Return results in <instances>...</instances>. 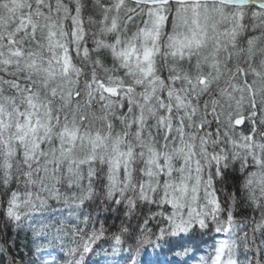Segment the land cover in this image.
<instances>
[{"label":"snow or ice","instance_id":"obj_1","mask_svg":"<svg viewBox=\"0 0 264 264\" xmlns=\"http://www.w3.org/2000/svg\"><path fill=\"white\" fill-rule=\"evenodd\" d=\"M0 209V264H102L113 212L159 264H264V0H0Z\"/></svg>","mask_w":264,"mask_h":264},{"label":"trees","instance_id":"obj_2","mask_svg":"<svg viewBox=\"0 0 264 264\" xmlns=\"http://www.w3.org/2000/svg\"><path fill=\"white\" fill-rule=\"evenodd\" d=\"M231 180L227 181L225 184V191L219 193L221 196V199H223L224 195L226 194L227 190L231 189ZM0 213H2V209H0ZM101 217H110L106 221L101 219L97 222L96 227L99 228L100 224L103 223L104 227L106 229V240L101 241L102 249L98 250V253L96 256H93L92 259H100L102 264H129L128 262V256L130 252H137V259L142 261V264H159V262H163L165 260H172L174 253L169 254H160V248L156 244L155 237H151L148 240H145V237L141 234L137 235L135 242H130L126 238L124 239L123 243L121 245H116L115 241L112 239L113 234L119 233L120 227H121V221L125 218L119 214V213H100ZM252 215L250 210H243L238 211L235 214L236 223L240 225H244L247 218H249ZM225 217H221L223 220ZM258 218V214H257ZM133 225H135V221H133ZM153 226L154 225H150ZM248 227H251L249 224ZM249 235L251 233L249 232ZM213 237H215V240L218 242L222 239H228V235H225L223 233L217 234L214 231H212L208 236L203 237L206 241H212ZM4 239H9V242L13 239L17 240V243L24 244L25 238L24 235L21 234L18 238L15 234V230L6 228L4 226V220L2 214H0V243L3 242ZM35 240V243L32 244V256L34 259H36L37 264H66V261L68 257L64 256L61 252L60 244L57 242L55 244H50L47 241L41 240L39 238H33ZM141 241H144V243H140ZM213 244L209 243L207 245H204L203 250L199 253H196V259H190L188 261V264H200V257L206 256L209 254L213 249ZM117 248L119 249V252L117 254H113L112 249ZM39 249V250H37ZM66 251V248H65ZM21 252L25 253V259L27 260V250L21 248ZM244 253L243 249H241V254L238 257L240 259L241 264H244L243 259ZM177 259H187V256H178Z\"/></svg>","mask_w":264,"mask_h":264}]
</instances>
